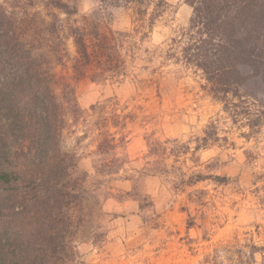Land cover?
Instances as JSON below:
<instances>
[{"label":"rangeland","instance_id":"374dc122","mask_svg":"<svg viewBox=\"0 0 264 264\" xmlns=\"http://www.w3.org/2000/svg\"><path fill=\"white\" fill-rule=\"evenodd\" d=\"M166 1L151 22L152 8L140 17L135 8L76 0L78 17L98 15L113 30L129 34L127 46H135L136 55L123 80L78 81L79 104L88 114L92 105L116 97L128 106L124 114L135 116L127 128L130 140L118 151L125 164L113 178L96 175L90 139L76 142L86 123L80 122L75 134L66 131L64 147L80 155V169L90 175L87 186L102 181L100 198L108 188L112 195L101 212L84 217L85 228L78 224L81 213L71 207L72 260L64 264H264V80L246 82L242 89L250 98L226 107L209 91L202 70L182 57L196 31L190 27L191 0ZM260 114L251 130L249 121ZM4 186L0 264H12L9 242L18 225L11 209L22 208L23 196ZM24 204L30 225L37 205L32 199ZM97 222L103 225L99 241Z\"/></svg>","mask_w":264,"mask_h":264},{"label":"trees","instance_id":"16d2710c","mask_svg":"<svg viewBox=\"0 0 264 264\" xmlns=\"http://www.w3.org/2000/svg\"><path fill=\"white\" fill-rule=\"evenodd\" d=\"M102 1L135 8L140 17L152 8L151 22L167 5L166 0ZM191 4L190 27L196 31L182 57L202 70L215 98L226 107L238 106L234 100L251 96L242 86L257 76L264 80V0ZM79 13L76 0L0 1V185L23 196L22 208L11 209L18 225L9 242L12 264L69 263L71 207L81 213L80 226L85 216L101 212L112 195L108 188L110 192L100 198L102 181L87 186L90 175L80 169V155L64 147L66 131L75 134L80 122L86 123L76 142L90 139L87 146L92 148L97 176L113 178L125 164L118 151L130 140L127 128L134 113L124 114L128 106L114 97L92 105L87 114L78 102L76 83L84 78L123 80L136 57L135 46H127L129 34L113 30L98 15L78 17ZM241 66H250V73L244 74ZM261 116L249 121L251 130ZM211 137L210 133L203 140ZM30 199L37 205L30 221L33 227L24 204ZM102 227L95 225L96 241L102 238Z\"/></svg>","mask_w":264,"mask_h":264}]
</instances>
